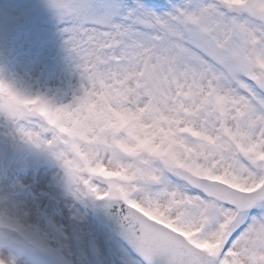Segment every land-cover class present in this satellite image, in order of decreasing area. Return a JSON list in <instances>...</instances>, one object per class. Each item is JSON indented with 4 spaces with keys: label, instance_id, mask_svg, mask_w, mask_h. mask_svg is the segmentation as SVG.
I'll use <instances>...</instances> for the list:
<instances>
[{
    "label": "snow or ice",
    "instance_id": "6c2138e0",
    "mask_svg": "<svg viewBox=\"0 0 264 264\" xmlns=\"http://www.w3.org/2000/svg\"><path fill=\"white\" fill-rule=\"evenodd\" d=\"M22 12L75 82L0 80V264H264V0Z\"/></svg>",
    "mask_w": 264,
    "mask_h": 264
},
{
    "label": "rangeland",
    "instance_id": "374dc122",
    "mask_svg": "<svg viewBox=\"0 0 264 264\" xmlns=\"http://www.w3.org/2000/svg\"><path fill=\"white\" fill-rule=\"evenodd\" d=\"M28 2L0 0V80L24 93L45 95L54 103L67 102L69 83L75 81L66 70L58 45L53 49L34 40L22 12ZM50 27L54 35L55 27L52 24ZM3 133L0 123V147Z\"/></svg>",
    "mask_w": 264,
    "mask_h": 264
},
{
    "label": "bare ground",
    "instance_id": "6f19581e",
    "mask_svg": "<svg viewBox=\"0 0 264 264\" xmlns=\"http://www.w3.org/2000/svg\"><path fill=\"white\" fill-rule=\"evenodd\" d=\"M23 64L28 65V63H26L25 61L23 62Z\"/></svg>",
    "mask_w": 264,
    "mask_h": 264
}]
</instances>
